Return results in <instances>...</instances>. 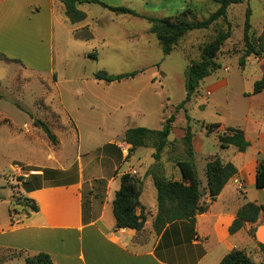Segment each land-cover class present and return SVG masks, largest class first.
<instances>
[{
    "label": "rangeland",
    "instance_id": "rangeland-1",
    "mask_svg": "<svg viewBox=\"0 0 264 264\" xmlns=\"http://www.w3.org/2000/svg\"><path fill=\"white\" fill-rule=\"evenodd\" d=\"M101 1L152 17H174L186 12L188 19L198 21L218 7L208 0ZM60 6L57 1L52 12L48 0L31 3L0 0V54L4 56L0 59V118L10 119L11 123L0 126V218L8 217L10 211L24 212L23 183L34 188L55 177L77 179L82 172L87 180L82 185L83 193L89 198L87 193L100 192L105 185L98 179L101 172L108 176L132 174L133 170L142 172L143 167L154 161L149 153L152 149H139L137 155L143 163L139 167V162L130 161L131 154L126 157L129 147L123 141L124 131L134 127L161 129L165 119L174 115L168 138L178 141L173 134L178 129L184 130L187 124L184 108L176 109L185 98V70L199 60L202 45L211 41L218 30L227 29L226 22L219 20L206 30L190 32L175 50L164 56L143 19L115 15L96 4H82L81 10L88 14L85 21L97 28L92 38L81 40L91 36V30L72 36L67 30L72 25L66 22ZM247 9H250L251 32L258 36L264 29V0H248L228 8L231 36L217 54V62L220 63L218 74L229 67L231 84L225 94L212 96L209 110L203 112L193 105L186 108L194 120L190 121L192 126L197 121L230 125L232 118L237 119L246 108L236 96L243 89H252L253 78L262 75L250 63L264 58L254 56L245 60L242 72L246 78L238 71ZM73 37H79L80 41ZM92 53L96 54V60L88 57ZM141 70L144 71L134 79L120 82L95 85L93 79L98 71L118 75ZM34 119L50 128L56 137L55 145L34 127ZM209 140L215 148L216 142ZM172 147L164 149L160 161L165 175L175 178V170L181 176L173 161L182 157L179 156L181 145H175L174 150ZM123 152L126 158L122 160ZM195 165L201 190H205V167L199 159ZM141 192L142 201L156 202L151 181ZM239 249L254 264H264V249L254 247L249 241Z\"/></svg>",
    "mask_w": 264,
    "mask_h": 264
},
{
    "label": "crops",
    "instance_id": "crops-1",
    "mask_svg": "<svg viewBox=\"0 0 264 264\" xmlns=\"http://www.w3.org/2000/svg\"><path fill=\"white\" fill-rule=\"evenodd\" d=\"M28 1L31 3L39 0ZM48 2L53 12L57 0H48ZM104 4L116 7V5ZM60 5L59 10L64 12L63 5L61 3ZM78 9L82 11L80 5ZM82 12L85 13L86 18L78 23H70L72 26L67 30L74 36L76 32L89 29L92 38L94 28L97 27L95 25L91 27L85 21L88 18L87 12L84 10ZM250 65L264 74V60L255 59ZM218 70L200 82L197 91L184 106V111L187 112L186 108L193 105L196 109L205 112L211 108L209 104L213 103L212 96L225 94V90L231 84L229 67H225L222 74H218ZM238 71L246 78L243 74L244 70L242 72L239 66ZM261 77L253 78V85ZM100 82L95 81V85H99ZM252 90L253 87L243 89L236 96L238 101L246 104V108L237 119L232 118L230 125L216 122L219 124L217 129L219 132L226 127H235L243 131L245 139L249 142V147L244 152H239L232 146L221 149L216 142L215 132L209 133L205 128L207 123L197 121L196 126H192V121L190 122L194 132L192 148L195 164L199 159L205 167L208 158L219 155L224 162L233 164L237 171L216 200L209 205L207 211L197 215L194 222L175 221L168 224L161 233L156 234L153 230L156 202L148 204L142 201L141 192L139 203L147 213L143 229L138 232L131 229H116L112 201L119 188L121 174L116 176H108L104 172L99 174L98 179L103 180L105 185L100 192L94 190L93 193H87L89 210L86 215L83 214L82 202L85 193L82 185L87 180H84L82 172H79L77 179L55 177L45 181L47 184L25 192L26 197L38 206L36 213L26 215L25 210L15 211V214L10 211L8 217L0 218V264H24L26 257L41 252L48 254L53 264H219L228 252L239 249L246 241L254 247L264 246L262 215L255 223L245 224L233 235L228 231L241 206L248 202L264 204V188L257 189L255 186L258 161L264 160V89L257 94H252ZM7 120L10 123V119ZM173 135L176 139H181L184 135L183 128L178 129ZM209 139L216 142L215 148H212ZM126 147L130 148L129 145ZM181 147L179 156L182 155ZM139 149L132 152L129 159L139 162L137 164L140 167L143 163L137 155ZM149 153L152 156L153 150ZM125 156L123 152L122 160L126 158ZM153 163L154 161L150 165ZM148 167H143L142 172L133 170L136 178L142 181V190L149 181L152 182L150 176H145ZM116 168L114 166L113 170ZM165 169L168 171L166 164ZM174 176L175 180L181 179L176 170ZM139 212L138 209L137 213ZM13 253L17 255L11 259H2Z\"/></svg>",
    "mask_w": 264,
    "mask_h": 264
},
{
    "label": "trees",
    "instance_id": "trees-1",
    "mask_svg": "<svg viewBox=\"0 0 264 264\" xmlns=\"http://www.w3.org/2000/svg\"><path fill=\"white\" fill-rule=\"evenodd\" d=\"M64 7V15L71 24L83 21L86 18L84 12L78 9L82 4H96L105 9L114 12L117 15H129L145 20L149 24V33L155 36L160 49L164 56L169 55L178 46L179 41L188 33L199 30H206L212 25H216L219 20L226 22V30H218L215 37L200 48V58L193 61L186 68L184 73V90L185 98L176 107L177 110L183 109L191 100L197 91L200 82L217 71L220 63L217 62V54L220 52L224 42L230 38V25L227 20L228 8L232 5L241 4L248 0H208L215 3L218 7L207 18L198 21L188 19L186 12L183 15L174 17H152L143 16L135 10L127 7H112L104 4L101 0H57ZM80 40L78 37H74ZM88 37L81 40H89ZM243 55L238 59V66L243 69L245 60L249 56L264 58V29L258 36L251 32L250 9L246 10L245 20L243 23ZM89 58L96 60V54L88 55ZM4 56L0 54V59ZM141 71H133L118 75H110L106 71H98L93 74V79L97 82H120L123 80L134 79ZM264 89V74L261 79L253 85L252 94H257ZM185 112L187 121L184 127V135L178 141H170L169 135L172 131L174 115L165 119L161 129H148L144 127L129 128L124 131L123 141L130 146L127 153L128 157L138 148H151L154 163L146 170L145 176H150L153 186L156 190V214L153 221V230L156 234L170 223L175 221L187 220L194 222L195 217L207 211L209 205L214 202L221 193L227 182L236 174V168L230 162H224L219 155H215L206 160L205 176L206 188L201 190V183L197 175V169L194 161L192 140L194 132L188 122L191 118ZM9 120L0 118V126ZM34 127L40 129L49 142L56 144V137L50 128L41 120H33ZM219 124L207 123L205 128L209 133L215 132V139L221 149L234 147L239 152H244L249 147V142L245 139L241 129L235 127H226L223 131H217ZM182 146V157L173 159L175 166L179 169L181 179L175 180L167 177L161 163V155L168 146ZM135 175V174H134ZM102 181V180H99ZM104 182V181H103ZM119 188L115 192L112 201V213L115 219L116 229H131L141 231L147 219L145 208L139 203V197L142 191V181L126 172L119 177ZM25 186V192L32 191V187ZM255 186L257 189L264 188V160L260 159L256 168ZM83 214L89 210V199L83 197ZM22 207L26 215L36 213L38 206L35 202L27 197L24 198ZM140 210L137 213V210ZM264 217V204H255L248 202L241 206L235 215V219L230 225L228 231L230 235L237 233L245 224L255 223L259 216ZM264 249V246L258 245ZM16 253L4 256L2 259H11ZM24 264H53L50 256L46 253H38L26 257ZM219 264H254L253 260L245 251L233 249L228 252L219 262Z\"/></svg>",
    "mask_w": 264,
    "mask_h": 264
},
{
    "label": "built area",
    "instance_id": "built-area-1",
    "mask_svg": "<svg viewBox=\"0 0 264 264\" xmlns=\"http://www.w3.org/2000/svg\"><path fill=\"white\" fill-rule=\"evenodd\" d=\"M134 174H135V172L132 173V175H134Z\"/></svg>",
    "mask_w": 264,
    "mask_h": 264
}]
</instances>
